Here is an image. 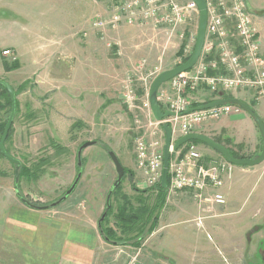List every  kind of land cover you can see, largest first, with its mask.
I'll list each match as a JSON object with an SVG mask.
<instances>
[{"label": "rangeland", "instance_id": "obj_1", "mask_svg": "<svg viewBox=\"0 0 264 264\" xmlns=\"http://www.w3.org/2000/svg\"><path fill=\"white\" fill-rule=\"evenodd\" d=\"M245 1L249 12L255 17L262 39L263 47H261V51L264 53V0ZM108 13L106 0H0V80L11 85L14 90L21 83H24V88L15 96L17 109L11 125V134L5 142V147L13 157L25 163L29 169L32 168L34 163H40L38 168L43 167V171L36 178L28 177L30 172H28V175L22 176L19 182L22 195L31 203L39 202L45 205L52 202V206L46 208L55 211L60 210L57 214L67 216L66 211L68 209H60L59 206L75 196L83 197L78 195L79 191L83 189L87 192L86 196L92 199L98 194V190L95 191V189L99 185L102 202L100 209L96 211L92 218V226L96 229L94 233L98 237L97 246L92 250L95 253L92 264H105L97 257L98 252L107 255L109 261H106V264H264V160L256 168H250L251 171L258 169L254 170L256 172H249L250 174H245L240 178H236L234 169L236 166H244L234 164L231 177H225L220 188L204 191L200 199L195 198L190 190H179L171 195L166 190L165 203L161 208L156 229L145 237L144 244L140 249L109 244L98 235L97 220L104 210L107 190L110 189V184L116 177L114 165L107 152L109 150L114 151L117 157L119 156L122 160L123 157L120 153L124 149L118 147V145H121L134 158L135 137L140 131H148L144 119L139 123L134 122V115L139 113L138 109L130 110L121 101L120 83L122 86L125 73L131 70V66L137 64L138 60L142 58L146 59V72L154 71L155 66H158L157 70L161 72L164 69L173 67L175 63H179L181 59L177 56L176 51L180 39L172 37V41L165 45L166 34L163 32L164 29L155 30L150 26H137L141 27L137 28L136 26L127 25L130 26V29H124L123 31H127V35H129L126 50L131 59L126 60V58H123L126 62L124 65L125 70L122 76L119 77L116 102L108 116L103 115L105 113L104 103L108 95L112 93L110 88L116 84L115 70L106 65L109 59L106 58L105 61L100 63L101 76L93 73L94 68L90 66L89 60L85 62V67H80L77 63H74L73 72H79L72 75L75 76V80L70 81L65 93L67 97H71L73 93L77 94L79 98L70 100L67 98V107L70 112H75L83 104L85 112H89V116L86 117L85 121L91 124L95 117L99 118L101 116V123L96 121L97 124L91 126L81 120L75 119L72 121L70 119L68 130L65 127L59 128L56 134L57 139L51 138L48 131L45 132L44 126L40 128L38 126L39 129L36 131L37 128H33L31 125L32 119L35 118V112H33L34 95L40 92L41 84L37 87L35 82H31L32 80L35 81V78H33L37 70L34 68V66L36 67L35 63H32L30 59L25 62V58L29 57V38L26 33L30 29H37L38 31H44L42 32L44 41L53 37L59 40L67 39L71 42V46L75 43L82 52L86 53V59H88L91 49L92 55L94 54L93 45L111 48L115 58H120L122 55L124 57V53L122 54L120 50L121 44H115L116 41L111 39L113 35L110 34L111 37L106 36L108 33L106 31H113L124 25L113 29L105 28L102 31L93 26L96 17H106ZM194 17V21L184 25L186 31H196L198 12L194 13ZM6 46H15L21 54L25 53L24 56L19 57V66L15 70H4L3 60L12 62L5 59V56L1 54L2 49ZM83 70L85 75L82 74ZM94 77L97 90L95 89V92H92L91 90L95 84ZM18 78L21 80H16ZM152 79L151 77L148 82L149 87ZM135 82L136 86L139 87L140 83ZM240 91L243 96H246V99L240 97L243 99L241 100H245L244 102L252 105L253 109L261 116L260 105L250 99L246 90V92L243 90L232 91L228 94L235 95ZM2 94L0 92V126L4 121L6 123L10 113V104L8 105L5 102ZM43 97L45 96L43 95ZM99 97L102 98L103 107L99 110V113L96 112L93 116L91 110L88 111V107L91 105V101L98 100ZM191 97L195 101L204 102L207 99H214V94L206 88H199ZM39 104L45 107L46 110H42L46 112V101L43 103L39 99ZM242 113H244L246 120L241 118L239 114L238 118H231L228 116L229 114L222 115L217 119H210L201 123L197 131L199 132L202 125L206 129L214 128L220 134L209 135L210 137L222 140L224 145L228 143L235 147L233 140L225 139L223 136L231 138L233 136L245 141L250 140L252 137L254 120L247 112L242 110ZM231 114L236 115L237 113ZM137 125H139V128ZM254 125L256 127L254 131L259 135L257 150L254 153L248 152L245 147L240 150L243 154H248L251 157L258 155L260 146L262 147L260 132L256 124ZM222 129L224 130L223 133ZM153 136H155V133ZM157 136L161 137L163 143V134L160 128H158ZM87 140H96L97 142L81 151L82 160L81 164L78 165L77 149ZM195 144L199 151L201 149L199 146L210 147L200 142ZM182 145L180 147H184ZM210 149L213 148L210 147ZM213 151L217 159L210 162H204L202 159L201 162L211 164L224 159L216 150L213 149ZM170 155L173 157L174 154ZM44 158H46V161L43 164L42 159ZM78 167H80V171H78ZM127 170L129 169L127 168ZM78 172H81V177L75 189L66 198L53 204L68 189ZM126 177L129 178L128 174ZM126 177L122 180L120 191L110 197L112 212L107 216L109 225H112L113 214L116 212L117 205L122 201L121 194H126L132 199L134 196L141 195L136 190L150 188L149 201L153 202L155 200L156 196L154 195L156 192L152 189L153 186H136L130 178L129 184ZM13 178V164L0 155V190L2 189L7 197H11L15 190ZM215 190L216 192L220 190L225 195V203L219 204V207L206 199L211 196L209 191ZM7 197L5 200H7ZM87 197H84V199L88 200ZM16 199L21 205H24L18 198ZM82 206L78 207H81L80 211H84L85 214L86 204ZM73 207H69V210ZM5 213L7 217L13 214L20 220H34L33 213H28L25 210L21 211L18 208H11L10 212L6 209L5 212L0 204V241L4 237L12 241V238L5 234L8 229L3 230ZM57 236H59V230ZM39 254L41 253L35 249L30 251L18 248L14 251V247H12L10 252L3 253V255L0 253V264H41L42 262L45 264L46 261L47 264H55L56 252L53 255L48 254L47 259H39L42 256V254Z\"/></svg>", "mask_w": 264, "mask_h": 264}, {"label": "built area", "instance_id": "obj_2", "mask_svg": "<svg viewBox=\"0 0 264 264\" xmlns=\"http://www.w3.org/2000/svg\"><path fill=\"white\" fill-rule=\"evenodd\" d=\"M106 1L109 13L106 17H96L93 21L94 28L102 31L105 28L132 25L150 26L155 30L164 29L165 45L172 41V37H178L180 43L177 50L181 49V54L177 56L181 61L189 57L193 50L196 31H186L184 25L194 21V13L198 12L194 1ZM205 2L207 22L199 58L189 70L174 75L163 82L157 90L156 98L159 105L171 114L159 121L152 116L148 82L159 72L158 66L154 67V71L146 72L145 58L138 60L137 64H133L131 70L125 73L120 90V99L124 105L130 110L138 109L139 113L134 115V122L139 123L144 119L148 128V131L138 133L133 146L135 164L143 171L145 186H155L160 181L163 143L161 137L157 135L160 125L166 123L171 132L169 152L176 153L175 157L169 160L167 192L171 195L179 190H190L193 196L199 199L204 191L220 188L225 177H231L234 164L225 159L204 164L201 162L202 154L195 143L187 142L182 145L184 147L174 150L173 141L183 134L197 131L201 123L207 120L239 113L242 109L237 104L225 103L188 110L203 103L195 101L191 95L199 88H206L211 93H216L213 97L216 99L220 92L228 94L243 90L249 93L253 102L264 106V53L261 51V39L255 17L249 12L246 1L205 0ZM1 54L9 61H15L17 58L14 51L9 48L2 49ZM135 81L140 83L139 87ZM262 122L264 124V114ZM137 127L139 128V125ZM160 130L162 131V128ZM206 199L213 202L212 204L225 203V197L218 191Z\"/></svg>", "mask_w": 264, "mask_h": 264}, {"label": "crops", "instance_id": "obj_3", "mask_svg": "<svg viewBox=\"0 0 264 264\" xmlns=\"http://www.w3.org/2000/svg\"><path fill=\"white\" fill-rule=\"evenodd\" d=\"M137 28H141V27H137ZM119 29H121L122 31H117ZM119 29L113 31L111 30L106 31L108 33L106 34L105 32V34L107 37L110 36V34L113 35L112 37L111 36L110 37L111 39H114L117 42L116 43L114 41L115 44H121L120 50L122 51V54L124 53L125 55L124 57H122L123 56L122 55L120 58L119 57L115 58L114 52L111 51V48L109 49L108 47L106 48L103 46L93 45L94 54L92 55L91 53L92 49L91 51L89 50L90 53L88 59H86V53L82 52L78 45L73 43L71 46L70 45L71 42H69L67 39L59 40L53 37L44 41L43 40L44 36L42 33L44 31H38L37 29H30L27 31L26 35L29 38V46H28L29 57L25 58V62L30 59L32 63H35L36 67L34 66V68L37 69L35 72V77H33L35 78V81L32 80L31 82L32 83L35 82L37 87L38 85L41 84L40 92L34 95L35 102L33 103V109H34L33 112H35V118L32 119L33 121H31V125L33 128H37L38 126L40 128L41 126H44L43 128L45 132L48 131V133L51 135V138H57L56 134L59 128L65 127L68 130L70 119L72 121L75 119L81 120L83 123H86L91 126H95V124H97L96 121L97 122L100 121L101 123V116L99 118L95 117L97 120L94 118L91 124L85 121L86 117L89 116V112H85L83 104L80 105L75 112H70L67 107L68 105L67 98H69L68 100L79 98L77 94L72 93L71 97H67L65 93L66 88H68L70 81L73 79L75 80V76L72 75H76V73L79 72V71L73 72L74 63H77L80 67H85V62L87 60L90 61L91 63L90 66L94 68L93 73H96V75L98 76L102 75V72L100 71L99 68L100 63L102 61H105L106 58L109 59L106 65H108L110 69H113L116 72V78H115L116 84L115 86H112L110 88V90H112L111 93L112 95L111 94L108 95V97L105 99V103H104L105 113L103 115L108 116L112 112V109L114 108V104L116 102V96H117L116 90L119 86L118 83L119 77L122 76L125 70L124 65L126 62L124 61L123 58H126V60L131 59L126 50V45L128 42L127 37L129 35H127V31H123L124 29L126 30L130 29V26L124 25ZM259 35H260V31H259ZM260 39H261V35H260ZM261 47H263L262 39H261ZM6 48H10L11 50L14 51V53L17 56V61L20 56L25 55V53L21 54L15 46L14 47L6 46ZM82 74L85 75L84 70ZM16 80H21V79L18 78ZM94 81L95 84L93 89L91 90L92 92H95L94 91L95 89L97 90L95 77H94ZM120 87H121V83H120ZM43 95L45 97H43ZM234 96L238 98L244 97L246 99V96H243V93H241V91L236 93ZM39 99H41V102L43 103H45L46 101L47 104L46 112L42 110L45 109V107H42L39 104ZM259 105L262 110V115L259 116L263 117L264 106L262 104ZM102 107H103L102 98L99 97L98 100H95L93 102L91 101V105L88 107V111L91 110V114L94 116L96 112L99 113V110H101ZM238 114L240 115L241 118L245 119V115L244 113H242V111L240 113H237L236 115L229 114L228 116L231 118H238L237 117ZM254 124L255 123L253 121V125H252L253 131L251 132L252 137L248 141H245L244 139L234 138L233 136L232 138L229 136L226 137L223 136V138L233 140V145L242 143L248 152L254 153L257 150L259 144V135H257L256 131H254L255 130L254 128H256ZM39 128L35 130L38 131ZM223 131L224 130L222 129V133ZM199 132L204 133L206 135L220 134L216 131V129L214 128L206 129L203 125L199 130ZM118 147L119 149L120 148L122 149V147L124 149L120 153L121 157H123L122 160H120L119 156L118 158L121 164L124 167H127L129 171L132 173L131 182L135 183V185L139 187L142 185L145 186V177L143 171L136 166L135 160L132 157V155H130V153L128 152V150H126L124 146L118 145ZM199 147L201 148L200 151L202 152L201 154L204 162H210L211 160L217 159L216 155L213 154L214 152L213 149H210V147L207 146H206L207 148L201 146ZM175 155L176 153L173 155V158L175 157ZM257 166L259 165L257 164V165L244 166V167L236 166L234 169L236 178L238 177L240 178L245 174H250L249 172L251 173L256 172L254 170H258V169H254L253 171H251L250 168H256ZM126 180L130 184L128 177H126ZM13 182H14V178H13ZM112 183L110 184V186L112 185ZM97 190H98V194L94 196L92 199L86 196L87 192L84 189L80 190L78 195H82L83 197H77L74 195L75 197L73 199L59 206L60 209H66V210L68 209V211H66V213H68L67 216H61L59 215V213L57 214V212H60V210L55 211L54 209L46 208L47 206H33L26 204L17 197L15 190L13 191V195H11V197H7V194L3 193V190L1 189L0 204H1V208H3V211L6 212L7 209L10 212L11 208L14 209L18 208V210L21 211L25 210L28 213L30 212L34 214L33 217L34 220L31 221V220H20L16 218V216H14L13 214L10 217H7V214L5 213V216L3 218V221L5 222L3 226V230L5 231L6 229H8L5 231V234L11 237L12 241H9L5 237L3 240L1 239L0 241L1 255H3V253L6 254V252L7 253L10 252L12 250V247H14V251L17 250L18 248L19 249L22 248L23 250L28 249L30 251L35 249L43 256V257L40 256L39 259L40 258L47 259L48 254L53 255L56 252L57 258L55 264H92V261L95 258V253L92 252V250L96 248L97 240H98V237H96L94 233V230L96 229H94L95 227L92 226V218L93 215L96 213V211L100 209V205L102 202L101 200L102 196L99 193L100 190L99 185L96 187L95 191ZM209 192L213 194L214 192H216V190ZM218 192L222 193L220 190H218ZM223 196L225 197L224 194ZM6 197L7 200H5ZM84 197H87L88 200H86V198L84 199ZM16 198H18L25 206L21 205V203H19V201ZM78 199H80V201H78ZM82 204L83 206L86 204L85 214L84 211L83 212L80 211L81 207H78V206H82ZM71 206L74 207L71 210H69V207ZM219 206H220L219 204H216V207ZM97 226H98V220L96 227ZM58 230H59V236H57ZM54 240H55V244H54ZM143 244L144 241L141 243L140 246L137 247L131 246V247H134L135 249H140ZM116 246H130V245H116ZM103 256L105 257L102 258ZM97 257L100 258L102 262L104 261L105 264L106 261H109L107 255H103L101 252L97 253ZM41 264H44V262H42ZM45 264H47V261Z\"/></svg>", "mask_w": 264, "mask_h": 264}, {"label": "water", "instance_id": "obj_4", "mask_svg": "<svg viewBox=\"0 0 264 264\" xmlns=\"http://www.w3.org/2000/svg\"><path fill=\"white\" fill-rule=\"evenodd\" d=\"M195 2L197 9H198V22H197V29H196V37L194 41L193 50L190 53L189 57L184 61L179 63L178 65H175L171 68L164 69L161 72H159L153 79L149 87V93H148V99L150 103V109L152 116L155 120H162L164 117L170 115L171 113L168 110H162L161 106L159 105L156 94L159 86L163 83L168 81L170 78H172L174 75L186 71L189 68H191L199 58V55L201 53V49L204 43L205 39V28H206V22H207V9H206V2L205 0H192ZM2 85L5 87V89L8 91L9 96L11 98V105H10V113L7 118V121L4 125V129L2 131L1 137H0V152L4 155V157L9 160L11 163L15 165L14 167V182L18 181L19 178V167L21 161L15 157H13L6 149L4 141L8 135L9 129L13 122V117L15 113V92L13 87L9 85L8 83L0 80ZM225 103H231V104H237L240 106V108L247 112L252 119L254 120L260 135L262 139V147L260 150V153L254 157H244V158H235L231 155L230 149L220 143L217 142L215 139L210 137L209 135H206L204 133L194 131L189 132L186 134H183L176 138L173 141L172 149H177L182 144L191 141V140H197L200 142H203L216 150L225 160H227L230 163H233L235 165H255L259 164L264 160V124L262 122L261 117L258 115V113L253 109V107L247 103L242 101L241 99L231 96V97H223V94L220 92L219 97L216 99H213L209 102L202 103L200 105H197L196 107L189 108L188 110L192 109H200V108H207L214 105H221ZM162 131H163V144H162V170H161V177L159 181V185L163 188L167 186V177H168V167H169V158H170V152H169V145L171 143V132L168 124L163 123L162 124ZM95 143V140H87L84 141L77 149V162L78 165L81 164V151L92 144ZM108 156L110 157L115 171H116V177L110 186V189L107 192L106 199H105V208L109 207V200L112 193V187L117 186L118 183L121 182L123 174H124V166L121 164L119 158L117 157L116 153L112 150H109ZM81 177V172H78L76 177L74 178L71 185L66 189L64 195H62L57 201H54L53 204H56L57 202L61 201L62 199L66 198L67 195H69L77 185L79 179ZM105 216V212L102 213L100 220H102Z\"/></svg>", "mask_w": 264, "mask_h": 264}, {"label": "trees", "instance_id": "obj_5", "mask_svg": "<svg viewBox=\"0 0 264 264\" xmlns=\"http://www.w3.org/2000/svg\"><path fill=\"white\" fill-rule=\"evenodd\" d=\"M176 54L177 55L181 54V49H178L176 51ZM187 58H188V56L183 58L182 61H185ZM2 64H3L5 71L14 70V69L18 68V66H19L18 61H16V60L12 61V62H7L6 60H3ZM23 88H24V83H21L19 85V87L14 90L15 96ZM0 92L3 93L2 97L5 98V102L8 105L9 104L11 105V98L9 96V93L5 89V87L2 85L1 82H0ZM213 94H214V96L216 95V93H213ZM231 96H232L231 94H226V93L223 94V97H231ZM211 100H213V99L204 100L203 103L209 102ZM16 109H17V101L15 99V112H16ZM161 109L165 110V108L162 105H161ZM4 123H5V121L0 126V133H2V131H3ZM160 128H162L161 125H160ZM10 134H11V127L9 129L8 135H7L4 143L8 140V138L10 137ZM213 139H215L217 142L222 143V140H220L218 138H213ZM96 142L97 141L95 140V143ZM188 142L199 143L200 141L191 140ZM200 143H203V142H200ZM261 143H262V139H261ZM184 144H186V143H184ZM225 145L230 149L231 155L235 158L251 157L248 154L245 155L242 152H240V150L244 147V145L242 143L235 144V147L228 144V143H225ZM5 149L8 151V149L6 147H5ZM260 150H261V146H260ZM0 155L2 157H4V155L1 152H0ZM170 158H172V155H170ZM170 158H169V160H170ZM42 160H43V164H44L46 161V158H44ZM81 160H82V158H81ZM38 164H40V163H38ZM38 164L34 163L32 165V168L29 169L25 163H23V162L20 163V167L18 170L19 171V178H18L17 182H14V189H15L17 197L21 201L25 202L26 204L33 205V206L50 207V206H52V204H51L52 202L45 204V205L43 203H39V202L31 203L25 196L22 195V193L20 191L19 182H20V179L22 178L23 175H28V172H30V175L28 177L36 178L38 176V174L43 171V167L38 168V166H39ZM13 166L15 167L14 164H13ZM242 166H247V165H242ZM78 171H80V167H78ZM127 174L132 181V173L131 172L129 173V170H127V168L124 167V174H123L122 180L127 176ZM168 178H169V175L167 177V183H168ZM122 180L120 183L117 184V186L112 187L111 196H112V194L120 191ZM152 189H154L156 192V194L154 195L156 197H155V200L153 202L149 201L150 192H151L150 188L143 189L140 191L136 190L141 195L134 196V197H132V199L130 197L126 196V194H121L122 201L117 205L116 212L113 214L114 220H113L112 225H109L107 223V216L112 212L111 211L112 206H111L110 200H109V207L108 208H105V205H104V210L102 211V213L105 212V216L102 220H100V217L102 215V213H101L100 217L98 218V231H99V234L103 238L104 241L111 243V244L130 245V246H134V247L141 245V243L144 241L145 237L148 234H150L156 228L161 208L163 207V205L165 203V195H166L167 188L161 187L159 185V182H158L155 186L152 187ZM64 193H65V191H64Z\"/></svg>", "mask_w": 264, "mask_h": 264}, {"label": "flooded vegetation", "instance_id": "obj_6", "mask_svg": "<svg viewBox=\"0 0 264 264\" xmlns=\"http://www.w3.org/2000/svg\"><path fill=\"white\" fill-rule=\"evenodd\" d=\"M15 114V113H14ZM5 144V143H4Z\"/></svg>", "mask_w": 264, "mask_h": 264}]
</instances>
